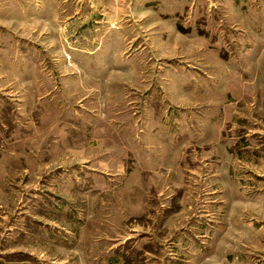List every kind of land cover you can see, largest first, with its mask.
Here are the masks:
<instances>
[{
    "label": "rangeland",
    "instance_id": "obj_1",
    "mask_svg": "<svg viewBox=\"0 0 264 264\" xmlns=\"http://www.w3.org/2000/svg\"><path fill=\"white\" fill-rule=\"evenodd\" d=\"M0 264H264V0H0Z\"/></svg>",
    "mask_w": 264,
    "mask_h": 264
}]
</instances>
